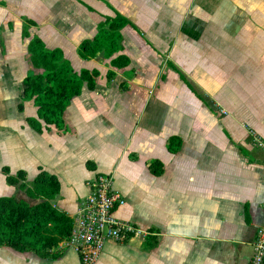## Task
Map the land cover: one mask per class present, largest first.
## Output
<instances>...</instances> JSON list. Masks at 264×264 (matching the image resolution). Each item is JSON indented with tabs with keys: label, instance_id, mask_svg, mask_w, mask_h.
I'll list each match as a JSON object with an SVG mask.
<instances>
[{
	"label": "crops",
	"instance_id": "crops-1",
	"mask_svg": "<svg viewBox=\"0 0 264 264\" xmlns=\"http://www.w3.org/2000/svg\"><path fill=\"white\" fill-rule=\"evenodd\" d=\"M115 12L129 21L115 53L128 65L113 67L101 52L79 57L78 45ZM33 37L61 49L74 71H98L94 88L65 108L64 130L36 132L26 122L33 102L17 108L23 78L41 72L28 58ZM171 136L181 141L176 152ZM260 142L264 0H0V196L36 203L2 167L27 181L44 170L72 217L88 181L109 175L124 199L115 217L139 232L107 243L94 264H249L264 228ZM155 160L158 175L148 168ZM54 251L0 247V264H81L61 241Z\"/></svg>",
	"mask_w": 264,
	"mask_h": 264
},
{
	"label": "trees",
	"instance_id": "trees-1",
	"mask_svg": "<svg viewBox=\"0 0 264 264\" xmlns=\"http://www.w3.org/2000/svg\"><path fill=\"white\" fill-rule=\"evenodd\" d=\"M31 23L28 21L25 25L23 36H27L26 27ZM128 23L117 12L113 16H105L97 26L96 35L78 45L77 54L82 59H90L101 52L110 59L111 66H127L128 58L115 53L121 49L120 29ZM27 51L31 65L41 72L29 73L23 78L17 108L21 111L24 101L33 102L36 117H28L26 122L36 132L41 133L49 126L64 130L65 108L71 99L81 93L83 86L94 88L98 71H74L61 49H47L38 37L30 39ZM180 143L178 137L171 136L167 148L170 152H176ZM148 168L151 173L158 175L162 165L155 160ZM2 172L9 185L16 186L37 202L30 204L14 195L0 196V247H10L20 252L32 251L41 256L56 255L54 250L57 244L68 237L72 227V218L61 211L55 202L59 193L58 178L44 170L39 171L31 181L26 180L22 170L10 174L7 167H2ZM155 243L153 238L147 241V246Z\"/></svg>",
	"mask_w": 264,
	"mask_h": 264
},
{
	"label": "built area",
	"instance_id": "built-area-1",
	"mask_svg": "<svg viewBox=\"0 0 264 264\" xmlns=\"http://www.w3.org/2000/svg\"><path fill=\"white\" fill-rule=\"evenodd\" d=\"M259 146L264 151V143ZM88 194L72 215V227L61 244L73 249L81 264H94L109 242L124 243L137 234L129 221L115 217V210L124 202L111 184V177L99 174L88 181ZM249 264H263L264 228L257 231Z\"/></svg>",
	"mask_w": 264,
	"mask_h": 264
}]
</instances>
